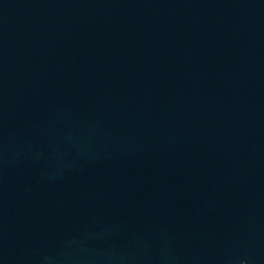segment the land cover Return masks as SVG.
<instances>
[{
  "label": "water",
  "instance_id": "water-1",
  "mask_svg": "<svg viewBox=\"0 0 264 264\" xmlns=\"http://www.w3.org/2000/svg\"><path fill=\"white\" fill-rule=\"evenodd\" d=\"M0 264H264V0H0Z\"/></svg>",
  "mask_w": 264,
  "mask_h": 264
}]
</instances>
